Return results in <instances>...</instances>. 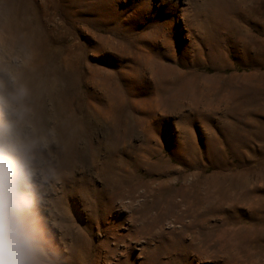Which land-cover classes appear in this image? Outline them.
Masks as SVG:
<instances>
[{
  "label": "rangeland",
  "instance_id": "374dc122",
  "mask_svg": "<svg viewBox=\"0 0 264 264\" xmlns=\"http://www.w3.org/2000/svg\"><path fill=\"white\" fill-rule=\"evenodd\" d=\"M0 69L52 264H264V0H0Z\"/></svg>",
  "mask_w": 264,
  "mask_h": 264
},
{
  "label": "clouds",
  "instance_id": "9594fccd",
  "mask_svg": "<svg viewBox=\"0 0 264 264\" xmlns=\"http://www.w3.org/2000/svg\"><path fill=\"white\" fill-rule=\"evenodd\" d=\"M28 98V86L0 69V264H52L36 210L34 159L55 134L27 131Z\"/></svg>",
  "mask_w": 264,
  "mask_h": 264
},
{
  "label": "bare ground",
  "instance_id": "6f19581e",
  "mask_svg": "<svg viewBox=\"0 0 264 264\" xmlns=\"http://www.w3.org/2000/svg\"><path fill=\"white\" fill-rule=\"evenodd\" d=\"M4 64V63H3ZM11 64V63H10ZM1 65H2V63H1ZM9 65V64H8Z\"/></svg>",
  "mask_w": 264,
  "mask_h": 264
}]
</instances>
